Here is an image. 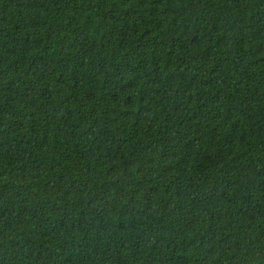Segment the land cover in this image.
Instances as JSON below:
<instances>
[{"label":"trees","instance_id":"trees-1","mask_svg":"<svg viewBox=\"0 0 264 264\" xmlns=\"http://www.w3.org/2000/svg\"><path fill=\"white\" fill-rule=\"evenodd\" d=\"M0 264H264V0H0Z\"/></svg>","mask_w":264,"mask_h":264}]
</instances>
